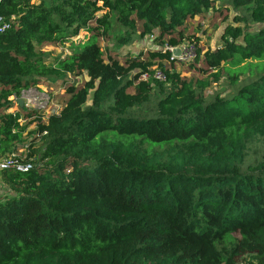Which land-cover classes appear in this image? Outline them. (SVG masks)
<instances>
[{"label": "trees", "instance_id": "16d2710c", "mask_svg": "<svg viewBox=\"0 0 264 264\" xmlns=\"http://www.w3.org/2000/svg\"><path fill=\"white\" fill-rule=\"evenodd\" d=\"M225 13L205 50L196 26ZM0 16V160L35 124L15 158L30 168L0 171V264H264V147L249 159L264 139V0H1ZM148 36L146 52L115 50ZM184 43L189 76L163 49ZM69 76L81 82L46 120L9 112Z\"/></svg>", "mask_w": 264, "mask_h": 264}, {"label": "rangeland", "instance_id": "374dc122", "mask_svg": "<svg viewBox=\"0 0 264 264\" xmlns=\"http://www.w3.org/2000/svg\"><path fill=\"white\" fill-rule=\"evenodd\" d=\"M223 2V0H219V4H221ZM226 6H229L228 3H225ZM233 13V12H232ZM230 13H225L228 14L230 17H228L227 21H223V18H221L219 21L217 20L216 26H212L211 21L208 19H204L201 23L199 21V18L196 17L195 18V22H199L200 24L197 26H200L194 31L196 37H198L199 39V44L200 46H202L205 50L207 49H215L218 45H220L221 43V37L225 31V28L227 27V25L232 24L233 23V19L232 16L233 14ZM212 13L210 12V15ZM86 34L84 32H81L79 37L71 39V42L77 43L79 41L83 42L85 40ZM70 42L66 43L62 46H57V47H47L44 49L45 53L47 54V58L48 60L51 59H56L59 58L60 56H66L68 54H70L71 50H70ZM101 47L103 48L104 52H106L107 48L109 49H114V45H113V41H111L110 43L107 42H101ZM149 48H155V45L153 44V41L151 40V38L148 36L143 40H136L132 45H130L129 47H122V48H118L115 50H117L118 53H120L121 55H138L141 52H146V49ZM197 58V54L195 53V57L191 62H194L195 59ZM190 63V62H189ZM189 63H182L181 65H177L176 68L178 71H180L182 73V75L184 76H189L190 73L187 72V69L189 68ZM243 66H246V64H242L240 67L242 68ZM232 67L231 65L228 66V68ZM238 70L237 68L235 69V71ZM229 75H225V77L216 84H213L211 86V88H209V90L207 91V95H212L214 92L217 91H223L226 90L228 91V87H229ZM245 78H247V74H244L243 76L240 77V81L244 80ZM79 80V82H81V78H76L74 76H69L67 78H63L59 81H52L51 83H48L49 86H45L44 84H39L37 85V87H33L30 88L28 90L23 91L22 95L20 98H33L36 99V105H32L30 107H26L23 106L22 109L20 107V105H18V102L14 100V104L12 106V108L9 110V112L11 113H17L20 109L22 110L23 113L25 112H31V111H40V113L43 114V119L46 120L47 116L49 114H52L53 112H55L59 106L64 102V99L66 98L64 95L65 93V89L63 87L64 84H72V83H77V81ZM19 98V99H20ZM33 118H37L32 117ZM28 132H35V124H32L28 127L27 131L25 132L24 136L27 137L28 142L23 145L22 147H20V151L19 153H17L16 155L21 154L22 152H24L27 144L29 143V141L32 140V138H34V134L32 133H28ZM264 147V139H261L259 141L254 142L251 145V156L249 159H251V161L253 160L254 157H256V154H259L261 152V150ZM4 188L3 186L0 184V192H3Z\"/></svg>", "mask_w": 264, "mask_h": 264}, {"label": "built area", "instance_id": "2783aa9c", "mask_svg": "<svg viewBox=\"0 0 264 264\" xmlns=\"http://www.w3.org/2000/svg\"><path fill=\"white\" fill-rule=\"evenodd\" d=\"M6 27L7 25L5 21L0 16V32L4 30ZM163 49L164 51H168L170 53L171 55L170 60L176 61L178 64L189 63V62L191 63L196 53V47L194 44H191V43H184L178 47L165 46ZM176 50H179L180 52L178 55L175 54ZM154 78L159 81H164L165 75L160 70H158L155 72ZM147 79H148L147 75L142 76V80H147ZM77 83H79V80L77 81ZM14 99L17 101L19 98H14ZM20 100L22 101L23 106H26V107L36 105V99H33V98L27 99V98H23L22 96ZM17 156L18 155L13 154L6 159L0 160V171L12 169V168H15L16 170L22 171V172L27 171L30 168V166L23 165L17 162V160L15 159Z\"/></svg>", "mask_w": 264, "mask_h": 264}, {"label": "water", "instance_id": "95a60500", "mask_svg": "<svg viewBox=\"0 0 264 264\" xmlns=\"http://www.w3.org/2000/svg\"><path fill=\"white\" fill-rule=\"evenodd\" d=\"M0 1H1V0H0ZM179 53H180L179 50H176V51H175V54H176V55H178ZM17 102H18V104H19L21 107H23L22 101H21L20 99H18Z\"/></svg>", "mask_w": 264, "mask_h": 264}, {"label": "crops", "instance_id": "0c3cea01", "mask_svg": "<svg viewBox=\"0 0 264 264\" xmlns=\"http://www.w3.org/2000/svg\"><path fill=\"white\" fill-rule=\"evenodd\" d=\"M52 60V59H51ZM21 107V106H20ZM21 109H22V107H21Z\"/></svg>", "mask_w": 264, "mask_h": 264}]
</instances>
